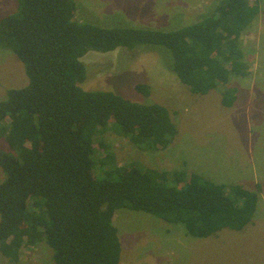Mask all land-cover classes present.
I'll list each match as a JSON object with an SVG mask.
<instances>
[{"label":"trees","instance_id":"16d2710c","mask_svg":"<svg viewBox=\"0 0 264 264\" xmlns=\"http://www.w3.org/2000/svg\"><path fill=\"white\" fill-rule=\"evenodd\" d=\"M0 21V49L13 52L29 79L0 100V253L18 262L24 246L45 244L54 264H121L114 225L120 209L144 212L186 227L195 238L241 231L255 215L260 185L216 183L200 173L118 166L110 147L98 159L95 138L113 123L143 151L167 149L178 135L167 109L103 91H86L89 52L160 46L170 69L195 95L221 89L234 106L232 77L250 66L241 39L261 13L259 3L219 0L192 24L176 30L102 27L76 19L75 0H17ZM182 24V23H180ZM184 25V24H182ZM136 90L149 97L150 88ZM50 250V249H49Z\"/></svg>","mask_w":264,"mask_h":264},{"label":"rangeland","instance_id":"374dc122","mask_svg":"<svg viewBox=\"0 0 264 264\" xmlns=\"http://www.w3.org/2000/svg\"><path fill=\"white\" fill-rule=\"evenodd\" d=\"M76 19L102 27L133 25L176 30L192 24L219 0H75ZM261 13L241 39L250 66L246 78L232 77L238 91L231 108L221 104L220 89L195 95L170 69L173 57L160 46L89 52L83 62L86 91H103L144 105L168 110L178 135L165 150L143 151L129 137L116 133L113 123L95 138L96 157L110 147L118 166L134 163L163 171L196 172L220 184H239L249 191L260 186L252 222L241 231L195 238L185 226L169 224L144 213L120 209L114 225L121 243V264H264V0ZM17 0H0V21L17 10ZM184 25H182V24ZM24 65L9 50L0 49V100L8 91L28 85ZM150 88L147 97L136 90ZM0 140V151H8ZM5 173L0 167V184ZM50 249V250H49ZM0 264H54L45 244L24 246L18 262L0 253Z\"/></svg>","mask_w":264,"mask_h":264}]
</instances>
